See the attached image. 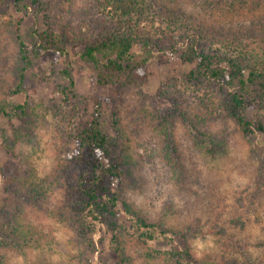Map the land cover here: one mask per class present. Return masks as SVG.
Instances as JSON below:
<instances>
[{"label":"rangeland","instance_id":"374dc122","mask_svg":"<svg viewBox=\"0 0 264 264\" xmlns=\"http://www.w3.org/2000/svg\"><path fill=\"white\" fill-rule=\"evenodd\" d=\"M40 1L49 7L46 15L53 19L55 32L65 39L69 60L51 54L41 57L27 72L23 94L12 97L15 103L27 105L26 118L34 126L29 137L17 134L27 125L0 116V209L8 205L4 173L19 174L18 179L10 178L15 183L25 180L21 190L26 194L30 186L35 189L55 178L64 164L65 152L73 149L66 139L57 92V87L67 84L63 71L73 76L76 93L82 105L88 107L87 112L94 99L102 100L103 121L111 130L112 94L116 87L99 84L97 72L78 60L82 43L96 31L92 26L99 19L95 0ZM146 1L156 19L154 28L162 31L167 19L172 22L181 17L224 38L264 40V6H256L257 0ZM146 27L145 23L140 26L144 32ZM16 28L21 33L41 31V16H25L10 7L4 12L0 8V80L5 82V90L17 83ZM132 54L137 58L145 55L139 46L132 48ZM191 69L169 51L153 53L144 70L147 84L140 89H123L116 102L129 140L122 144L116 138V155L126 164L129 180L123 198L148 223H160L173 232L191 229L192 233L184 240L167 236V240L160 238L148 246L127 242L128 264H166L159 254L172 249L182 252L184 245L190 258L181 264H264V136L256 132L244 137L229 116L223 96L185 84L182 75ZM159 88L166 96H161ZM174 104L182 106L192 125L218 144L212 157L196 145V132L177 114L168 131L159 127L160 118ZM246 114L250 122L255 121L256 114L264 120L263 113ZM76 178L77 171L71 169L69 180L74 182ZM66 198L67 185L60 180L52 191L45 192L37 206L19 208L21 228L29 235H38L42 242L29 248L1 250L5 264H84L80 261L82 253L91 264H118L108 250L102 225L97 226L92 237L98 244L95 254L86 253L83 246L73 242L71 226L55 218ZM195 221H200L198 227ZM233 221L242 226L231 224ZM216 227L223 228L225 234L216 235Z\"/></svg>","mask_w":264,"mask_h":264},{"label":"trees","instance_id":"16d2710c","mask_svg":"<svg viewBox=\"0 0 264 264\" xmlns=\"http://www.w3.org/2000/svg\"><path fill=\"white\" fill-rule=\"evenodd\" d=\"M1 2L2 11L6 12L10 7L15 13L25 16L29 13L41 16L43 25L41 31L30 29L26 33L16 28L14 43L17 83L15 87L5 90V82L0 80V94L3 96L0 98V116L27 125L25 129H18L17 134L29 137L34 126L31 121H27V105L15 103L12 97L23 94L27 72L41 57L51 54L64 57L66 61L69 57L65 53L64 37L57 35L53 19L46 15L49 7L45 3L40 0ZM254 4L264 6V0H257ZM95 8L99 19L94 20L92 26L96 31L82 43L78 60L97 72L99 84L116 87L112 94L111 130L106 129L103 121L102 100L94 99L91 111L87 112L88 107L82 105L76 93L73 76L69 71H63L67 84L57 87V92L66 124V139L73 149L65 152L64 164L55 178L35 189L30 186L26 194L21 190L25 180L21 182L23 180L19 179V183H15L19 174L10 171L7 175L3 174L7 178L4 194L8 198V205L0 209V264H5L1 250L29 248L42 242L38 235H29L21 228L18 223L19 208L23 205L37 206L45 192L52 191L60 180L67 185V198L62 209L55 212V218L71 226L75 235L73 242L83 246L86 253L97 252L98 244L94 243L92 237L98 225L104 227L108 250L118 264H128L125 252L127 242L148 246L160 238L167 240V236L184 240L192 234L191 229L185 233L173 232L160 223H148L123 198L129 180L124 169L126 164L116 155V138L122 144L129 140L122 129L116 102L123 89H140L147 84L144 70L147 59L153 53L169 51L183 64L192 66L191 70L182 75L185 84L213 96H223L229 116L244 137L256 132L264 136L263 118L256 114L255 121L250 122L246 114L252 111L264 114V40L245 42L224 38L203 30L191 19L183 21L181 17L172 22L167 19L164 32L160 27L154 28L156 19L151 16L150 4L146 0H95ZM143 23L148 28H145V32L140 28ZM134 46H139L145 55L139 58L133 55ZM159 93L166 96L162 88H159ZM174 114L191 125L196 132V145L212 157L218 144L212 140L211 135L192 125L182 106L174 104L173 109L160 118L159 127L168 131L173 125ZM120 150L123 151L122 148ZM170 164L175 166L171 161ZM71 169L77 171L74 182L69 180ZM236 222L242 226L238 221L231 224ZM199 224L200 221H195V227ZM215 234L223 236L225 231L216 227ZM168 242L173 246L172 239ZM159 255L166 264H181L190 258L186 245L182 252L172 249ZM80 259L84 264H91L87 257H83V253Z\"/></svg>","mask_w":264,"mask_h":264}]
</instances>
